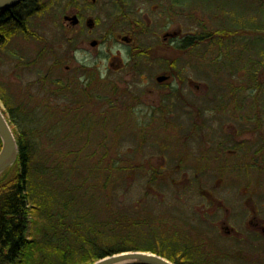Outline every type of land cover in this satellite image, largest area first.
Returning <instances> with one entry per match:
<instances>
[{
  "label": "rangeland",
  "instance_id": "1",
  "mask_svg": "<svg viewBox=\"0 0 264 264\" xmlns=\"http://www.w3.org/2000/svg\"><path fill=\"white\" fill-rule=\"evenodd\" d=\"M60 1L51 14L32 18L31 31L36 33L35 36L19 34L0 46L1 88L15 100V104L21 103L32 109L37 124L43 128L39 146L54 151L58 156L72 153L67 157L68 161H74V166L79 170L77 176L82 177L80 175L94 168L96 172L89 180L97 183L101 181L98 170L105 169V166L127 167L128 183L116 188L114 204L119 205L115 210L123 207L132 211L134 207V215H143L147 210H152L164 219L165 228L170 232L176 229H186L192 235L208 232L217 245L228 251L218 256L219 264H264V247L250 245L246 225L243 223L240 226L232 214L227 223L238 230L236 236L222 229L225 223L223 216L215 220L212 229L203 226L199 220L206 208L234 206L233 201L236 211L243 212L239 208H244L245 204L236 200L243 195V186H246L242 184L244 173H238L240 179L233 183L236 176L232 170L233 155L228 151L223 152V165L227 167L221 168L224 169L222 173L214 169L217 162L210 158L209 171L206 172L198 168L200 161H187L185 165H179L173 153L177 154L182 149L166 153L160 149L163 144L161 140L167 138V129H172L166 125V117H172L175 121L176 116L180 115V118L186 119L189 112L197 111L191 106L205 105L208 112L211 110L213 115L217 113L211 119L208 115L204 116L205 125L202 124L197 134L214 140V130L218 129L222 135L231 132L228 126L232 121L230 112L224 109L227 105L225 100L220 99L226 93L229 97L230 85L236 90L237 105H233L234 111L254 118V129H264V0ZM76 13L81 15L84 26L88 18L97 21L91 35L88 27L73 26L65 21L66 15ZM176 27L184 33L195 35L205 34V27L211 32L225 28L237 31V34L225 38L222 47L215 41H203L184 53L181 50H167L162 43V36ZM132 31H136L135 37L140 47H152L158 57L159 64L152 72H146V76L143 72V80L137 75L126 74L127 70H119L117 61L112 63L111 60L109 63L105 59L107 55L119 57L131 53L133 46L120 38L131 35ZM103 36L108 38L102 46H91L93 39ZM261 49L263 52H259ZM166 59L177 65L174 75L180 74V68L185 67L184 81L178 86V92L172 89V93H169V88L156 82V76L165 68ZM57 60H61L59 65L54 63ZM132 60L129 63H133ZM80 64L93 66L100 77L85 75L86 72L80 71ZM217 66L219 74L213 72ZM107 67H110V89L101 77ZM255 71L257 82L254 80ZM145 82L156 90L149 92ZM142 83L145 97L154 93L149 100L133 102V97H130L127 102L119 103L112 96L117 97L118 89L126 92L129 87L135 90ZM197 84L199 89L195 87ZM65 86H81L83 89L73 96L70 91L60 90ZM111 89L115 91L114 94ZM221 90H224V94ZM183 93L193 104L184 106V109L177 108L178 99ZM118 97L123 98L121 94ZM172 102L173 106L170 105ZM0 107L5 114L6 107L1 98ZM76 108L78 111H75ZM112 113L115 116L110 115ZM5 116L8 118V115ZM175 123L180 124L179 121ZM208 123L211 126H207ZM176 135L183 140L186 133L176 129L173 136ZM206 138L205 144L208 142ZM185 144L189 147L187 153L197 159L201 154L198 141H186ZM242 162L240 160L239 165ZM156 170L168 184H148L150 175ZM199 189H205L213 196L204 198V193L196 191ZM261 196H264V187L260 191ZM246 206L248 208V204ZM101 214L104 218V212ZM193 215H196L195 218ZM33 229L34 226L30 228L31 232ZM211 241L208 242L209 247L214 242ZM231 249L237 256L224 259L225 254L228 256L232 253Z\"/></svg>",
  "mask_w": 264,
  "mask_h": 264
},
{
  "label": "trees",
  "instance_id": "2",
  "mask_svg": "<svg viewBox=\"0 0 264 264\" xmlns=\"http://www.w3.org/2000/svg\"><path fill=\"white\" fill-rule=\"evenodd\" d=\"M60 2L24 0L14 7L0 9V46L19 34L35 36L31 31L32 18L51 14ZM205 30L203 35L189 37L190 49L203 41H215L222 47L225 38L237 34L225 28ZM253 73L257 82V71ZM82 89L60 88L73 96ZM0 98L19 148L17 160L0 175V264H92L125 251L152 252L174 264H219L201 259L198 234L192 235L186 229L170 232L164 219L152 210L143 215H134V207L132 211L123 207L115 210L119 205L114 204L116 188L128 183L127 167L105 166L98 170L99 183L89 180L96 172L94 168L78 177L74 161H68L72 153L68 157L58 156L39 146L43 128L37 124L32 109L15 104L1 85ZM1 147L0 137V150ZM161 176L156 170L148 184H168ZM102 212L104 218L100 216Z\"/></svg>",
  "mask_w": 264,
  "mask_h": 264
},
{
  "label": "flooded vegetation",
  "instance_id": "3",
  "mask_svg": "<svg viewBox=\"0 0 264 264\" xmlns=\"http://www.w3.org/2000/svg\"><path fill=\"white\" fill-rule=\"evenodd\" d=\"M79 18V23L75 26H82L83 28L88 27V33L91 35L92 32L94 31V27L97 25V21H94V25L90 27L88 25V19L85 21V26L83 25V20L81 15L76 13ZM136 31H132L131 35H123L121 36V40L127 42V45L133 46L131 48L130 52L134 54H129L125 53L122 56H114V55H107L105 59L108 60L109 63H112L113 61H117V66L119 70L126 71V74H131L133 76L137 75L143 80V74L146 76V72H152L154 68L157 67L158 62V57L157 54H154V51L152 47L150 48H141V44L138 43V40H136L135 37ZM182 29L176 27V28H171L170 31L166 32L162 36V43L165 44V49L174 51V50H181L184 53L189 52V37L191 35H195L194 33H184ZM108 36H103L100 39H93V41H96L97 44L94 45L93 47L96 46H102L105 41H107ZM175 45V48L173 47ZM92 46V44H91ZM97 47V48H98ZM78 48V47H77ZM134 51H138L137 54L134 53ZM161 53V52H160ZM168 58V57H166ZM133 61V63H129L130 60ZM165 65L164 69H161L160 75L156 76V82L158 85L165 86L169 88V93H172V89L175 90V92H178V86L181 85V82L184 78L185 74V67L182 66L180 68V74L174 75L173 71L177 67L176 64L173 63L172 60L168 61L167 59L164 60ZM153 62H156L155 64ZM163 65V64H161ZM91 67V69H90ZM87 64H80V71L83 70L89 76H96L97 72L96 69L93 66H90ZM109 70L110 67H107L101 77L103 78L102 80L105 82L106 85H108L107 88H111L110 81L108 80L109 77ZM144 72V73H143ZM199 72V71H198ZM215 74H219L218 71V66L215 70H213ZM200 73V72H199ZM84 75V76H85ZM100 77V75H97ZM188 80L191 82L192 80L188 78ZM184 81V80H183ZM60 82V81H58ZM73 82V81H72ZM148 82H145L147 90L150 91H155L156 88L147 86ZM176 83L177 85L175 86ZM121 87H124L123 85ZM176 87V88H175ZM195 87L199 89V85L197 84ZM127 91L125 92L124 89H118V95L121 94V99H118L117 97L112 95L114 94L115 91L112 90L111 95L121 102H127L126 100L130 97L133 100V102H141L143 100H149L151 99L150 97L154 95L152 93L149 97H145V92L143 91V83L139 84L138 86L135 87L134 89H130L127 87ZM228 86H226V89ZM225 90V89H224ZM224 90H221L224 94ZM110 92V91H108ZM191 93H194L192 91ZM239 93V92H237ZM227 94L224 95L223 98H220L221 100L224 99L225 103L229 106L226 105L224 109H228L230 112V131L228 134H221L218 129L212 131V134L214 136V140L210 138L204 137V135L197 134L196 131L201 130L202 124L205 125V121L203 122V118L205 115H208L207 117L211 119L212 116H216L217 113L213 115L212 111L209 110L208 108L204 105L203 107H194L197 111L194 113H190L188 115V118L182 119L180 118V115L176 116V119L172 117H166L167 118V126H171L172 129L169 131L167 129V138H163L161 141L163 144L160 145L161 152L166 153V152H172V151H179L182 149V151L178 152L177 154L173 153V158L175 161H179L178 164L183 166L187 161H196L199 162L198 165L200 169L205 170L206 172L209 171L208 168V161H210V158L214 159L217 162V168H214L217 172L222 173L224 169H221L223 167H227L226 164L223 165L224 158L221 157L223 155L224 151H228L233 155V166L232 170L236 174V176L233 177V183H237L240 179V176L238 173H244L242 184H245L246 186L244 187L243 195L238 196L237 202L241 204H245L244 208H239L243 209V212H237L236 211V205L233 201L234 206L230 207H215V208H206L205 213L200 214V222L203 224V226L212 229L213 224L215 223V220H217L219 217L223 216L224 219V225L222 226V229H224L227 233L234 234V236L237 235L238 230L234 228L233 226H230L228 222V217L232 214L233 218H235L237 221H239L240 226L244 223L247 227V240H249L250 245L252 246H257V247H264V196L259 197L260 191L264 187V129H254L253 127V121L254 118L252 119L251 116H242L236 111H234L233 105H237L236 102V90L232 85H230L229 88V97H227ZM212 97V96H211ZM180 103L181 105H179ZM177 103V108L184 109V106L186 105H192L193 102L189 100L188 97H185L184 93L181 95V97L178 99ZM173 106L172 104H170ZM245 108V107H244ZM214 110L213 108H210ZM246 109V108H245ZM247 110V109H246ZM152 110H150L151 112ZM224 111V110H222ZM204 112V113H203ZM242 113V112H241ZM176 115V114H175ZM174 116V114H172ZM229 116V115H228ZM176 121H179L180 124L177 125L175 123ZM141 124V120H140ZM207 126H211L209 123ZM222 129L223 125L221 123ZM213 128H216L215 126H212ZM220 127V126H218ZM264 128V127H263ZM176 129L186 133V136L183 138V140H180L179 136H173V133H176ZM205 138L208 140L205 144ZM203 140V143L202 141ZM188 141L189 143H194L198 141V146L199 152V157L195 159L193 156H190L187 152L189 151V147L186 146L185 142ZM211 141L213 143H211ZM206 145V147H204ZM240 154V155H239ZM243 160L242 163L239 165V161ZM239 172L240 170H242ZM197 173V169L195 174ZM201 180L203 177L200 178ZM218 183V182H217ZM241 187V189H243ZM198 193L202 192L204 193V198H209L207 195H212L211 192L205 190V189H199L196 190ZM235 201V202H236ZM248 204V208L247 205ZM196 215H193V218H195ZM241 232V231H240ZM199 244H200V253H201V259L203 261H213L214 263H219L218 261V256L221 255L225 250L223 247H220L215 243V239H212V236L209 235L208 232L204 233L202 232L201 235H199ZM212 240L210 244V247L208 246V242ZM246 241V240H245ZM218 247V248H217ZM208 248H211L212 250H209ZM223 250H222V249ZM232 253H229L228 256L225 254L224 259H234L237 254L232 251ZM228 252V251H227ZM209 254V255H208Z\"/></svg>",
  "mask_w": 264,
  "mask_h": 264
},
{
  "label": "water",
  "instance_id": "4",
  "mask_svg": "<svg viewBox=\"0 0 264 264\" xmlns=\"http://www.w3.org/2000/svg\"><path fill=\"white\" fill-rule=\"evenodd\" d=\"M24 0H0V9L11 8ZM95 1V0H93ZM65 20L71 22L72 25L79 23L77 14L66 15ZM88 25L92 27L94 20L89 19ZM92 46L97 42L93 41ZM0 137L2 147L0 150V175L6 171L17 160L19 148L13 129L8 118L0 107ZM92 264H174L168 259L147 251H127L112 255L110 257L101 258Z\"/></svg>",
  "mask_w": 264,
  "mask_h": 264
},
{
  "label": "bare ground",
  "instance_id": "5",
  "mask_svg": "<svg viewBox=\"0 0 264 264\" xmlns=\"http://www.w3.org/2000/svg\"><path fill=\"white\" fill-rule=\"evenodd\" d=\"M125 252H127V251H125ZM115 255V254H114ZM110 256H112V255H108V256H105V257H102V258H106V257H110ZM101 259V258H100ZM99 260V259H98ZM97 261V260H96Z\"/></svg>",
  "mask_w": 264,
  "mask_h": 264
}]
</instances>
